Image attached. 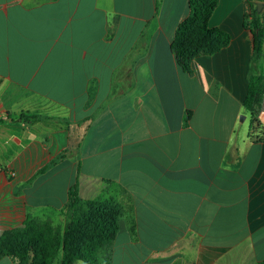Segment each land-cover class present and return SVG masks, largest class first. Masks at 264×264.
Instances as JSON below:
<instances>
[{
  "label": "crops",
  "instance_id": "obj_1",
  "mask_svg": "<svg viewBox=\"0 0 264 264\" xmlns=\"http://www.w3.org/2000/svg\"><path fill=\"white\" fill-rule=\"evenodd\" d=\"M263 4L218 0L229 44L195 27L185 72L189 0H0V237L63 235L76 186L124 209L92 264H264V126L245 105Z\"/></svg>",
  "mask_w": 264,
  "mask_h": 264
},
{
  "label": "trees",
  "instance_id": "obj_2",
  "mask_svg": "<svg viewBox=\"0 0 264 264\" xmlns=\"http://www.w3.org/2000/svg\"><path fill=\"white\" fill-rule=\"evenodd\" d=\"M217 2L218 0H189L190 16L179 25L172 46L177 62L185 72L190 71L191 54L195 51L190 50L188 45L190 33L195 27L199 26L201 31L208 36H216L221 42L220 48L229 44L230 37L226 33L219 29L209 28L208 25ZM250 25L254 26L256 31L257 63L264 47V31L260 17L254 15ZM246 26L249 27V24L246 23ZM204 49H202L204 52L209 50V48ZM198 50L200 49L196 51ZM263 84L264 79L260 75L250 79L249 95L245 105L251 112L253 123L257 112L260 113ZM38 118V116L32 117L34 120ZM69 203L73 215L63 235L49 225L38 226L36 224L28 225L22 230L7 232L0 237V258L4 255H18L23 264L26 260L25 248L19 249L15 246L20 243V240H24L36 251L33 264H53L60 251L63 252L62 264H74L77 260L88 264L95 263L98 250L114 239L123 212L112 202L82 203L76 186L70 193Z\"/></svg>",
  "mask_w": 264,
  "mask_h": 264
},
{
  "label": "rangeland",
  "instance_id": "obj_3",
  "mask_svg": "<svg viewBox=\"0 0 264 264\" xmlns=\"http://www.w3.org/2000/svg\"><path fill=\"white\" fill-rule=\"evenodd\" d=\"M264 1V0H263ZM264 5V4H263ZM260 20H261V27H262V29H263V31H264V7L262 8V10H261V16H260ZM195 35H196V32L194 33ZM193 34V35H194ZM263 36H264V34H263ZM259 67L261 68V69H263L264 70V54L263 55H261V59L259 60ZM255 122H254V128L255 127H261V126H264L263 125V123H264V116H262L260 113H259V111L257 112V114H256V116H255ZM80 195V194H79ZM80 199H81V201H82V203H86V202H88V201H96V202H112V204H114V205H116V206H118L121 210L123 209L122 208V206L119 204V203H116V201H114V200H107V201H100V200H96V199H93V200H91V199H83L82 198V196H80ZM124 210V209H123ZM123 210H122V212H123ZM124 213V212H123ZM68 214H69V221L71 220V218H72V208L71 207H69L68 208ZM69 221H68V223H69Z\"/></svg>",
  "mask_w": 264,
  "mask_h": 264
},
{
  "label": "built area",
  "instance_id": "obj_4",
  "mask_svg": "<svg viewBox=\"0 0 264 264\" xmlns=\"http://www.w3.org/2000/svg\"><path fill=\"white\" fill-rule=\"evenodd\" d=\"M260 114L262 116H264V84H263V92H262V99H261Z\"/></svg>",
  "mask_w": 264,
  "mask_h": 264
}]
</instances>
